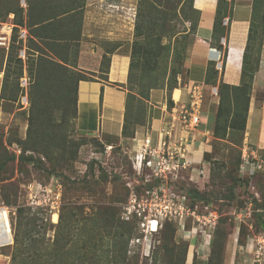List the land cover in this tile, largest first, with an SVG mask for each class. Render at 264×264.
Masks as SVG:
<instances>
[{
  "label": "rangeland",
  "instance_id": "1",
  "mask_svg": "<svg viewBox=\"0 0 264 264\" xmlns=\"http://www.w3.org/2000/svg\"><path fill=\"white\" fill-rule=\"evenodd\" d=\"M89 2L0 0V207L9 210L13 235L0 264H264V151L251 157L242 129L264 0H255L245 85L228 89L213 75L219 100L205 103L207 149L175 182L135 168L133 139L150 121V88L186 83L199 19L193 0H129L127 33L113 41L84 34ZM121 45L130 56L125 138L84 134L77 89L93 74L80 65L82 49L102 50L105 73ZM257 98L264 103V88ZM150 190L158 192L154 201ZM151 219L159 223L154 232Z\"/></svg>",
  "mask_w": 264,
  "mask_h": 264
},
{
  "label": "crops",
  "instance_id": "2",
  "mask_svg": "<svg viewBox=\"0 0 264 264\" xmlns=\"http://www.w3.org/2000/svg\"><path fill=\"white\" fill-rule=\"evenodd\" d=\"M107 1L120 7L129 5V0ZM254 2L255 0H193V8L199 13V19L187 52L186 83L170 90H151L148 100L151 107L150 121L146 127L138 126L135 129L133 144L136 152L146 139L156 147L159 135L163 130H170L172 125L175 126L176 135L180 134L179 119L183 107L189 102V86L202 84L205 103L208 96L213 103H217L219 97L213 95L211 90L218 87L213 85V79L211 83L208 81L212 70L218 71L219 82L227 86L240 87L243 84L245 57L249 47L255 42V34L252 33L253 22L257 23ZM102 3L104 0H90L85 10L84 34L104 36L110 41L118 40L117 38L121 40L127 33L125 24L130 13L129 6L114 11L106 9ZM227 6L230 9L225 12L228 10ZM221 15V27L225 32L219 39L215 29ZM111 16L116 17V20L111 19ZM260 37L257 70L253 77L245 131V142L252 147L251 151L254 153L264 151V103L257 100V91L264 88V24ZM101 51L100 48L91 52L85 47L82 49L80 65L93 75L78 84L76 123L84 134L123 139L129 97L125 84L129 77L130 56L124 45L118 46L110 55L109 65L103 73L99 69ZM218 64H222V71L217 69ZM205 111L204 105L203 114ZM202 119L198 132L194 134L195 142L187 146L191 151L187 158L191 162L195 161V154L201 156L207 149L206 121Z\"/></svg>",
  "mask_w": 264,
  "mask_h": 264
},
{
  "label": "built area",
  "instance_id": "3",
  "mask_svg": "<svg viewBox=\"0 0 264 264\" xmlns=\"http://www.w3.org/2000/svg\"><path fill=\"white\" fill-rule=\"evenodd\" d=\"M227 21H225L226 24ZM217 69L222 71V64L217 65ZM202 84H193L188 87L189 102L187 106L182 109L180 117V134L176 135L174 131V125L170 127V130H163L159 135L157 146H153L150 140L146 139L145 143L141 146L139 151L136 152V163L139 164V168L135 165V168L140 172L144 167L151 168L153 171V177L159 179H168L169 177L174 179L175 182L180 178V174L188 169L193 162L189 161L187 154V146L195 142L194 134L198 132L201 125V119L203 115V108L205 105V95ZM212 94L217 96L218 89L212 88ZM153 146V147H152ZM248 148V147H247ZM245 148L244 152L247 151ZM248 154H244L246 157ZM251 157H256V153L251 151ZM249 163V161H247ZM256 164V162H254ZM163 191V190H162ZM149 195L152 196V201L157 197L158 192L150 190ZM155 196V197H154ZM183 201H187L188 197L183 196ZM181 202L178 206L181 211L189 209ZM166 206V205H165ZM161 209L164 206L160 207ZM169 208V206H167ZM192 215L195 216L193 213ZM215 212L210 213V218H216ZM153 220V219H151ZM151 220L149 222H151ZM156 220V219H155ZM197 220H200L198 218ZM13 244L12 228L9 232L0 231V249L8 247Z\"/></svg>",
  "mask_w": 264,
  "mask_h": 264
},
{
  "label": "trees",
  "instance_id": "4",
  "mask_svg": "<svg viewBox=\"0 0 264 264\" xmlns=\"http://www.w3.org/2000/svg\"><path fill=\"white\" fill-rule=\"evenodd\" d=\"M254 8H255V18H256V16H257V14H258V7H257V2H254ZM225 12H227V9L225 10ZM222 19H223V15H221V17L219 18V21L217 22V27H216V29H215V33H216V37L217 38H221L223 35H224V28H222L221 27V24H222ZM263 24H264V14H263ZM263 24H262V29H263ZM255 27H256V23L255 22H253V27H252V33H254V30H255ZM196 28V27H195ZM253 35V34H252ZM253 39H254V36H253ZM249 50H250V47H249ZM249 50L247 51V54L249 53ZM224 56H225V54H224ZM246 66H247V56L245 57V71H244V81H243V84L240 86V87H230V86H227V85H225V84H223L222 82H221V84H222V86L223 87H225V88H230V89H241L242 87H243V85H245V73H246ZM256 70H257V67H256ZM255 70V71H256ZM255 71H254V73H255ZM254 73H252L251 74V81L253 82V77H254ZM215 74V76L216 75H218V71L217 70H212L211 71V73H210V79L208 80L209 81V83H211L212 81V79L214 78V75ZM153 88H150V90H149V94H148V98H146L147 100H149V95H150V92H151V90H152ZM156 89V88H155ZM129 96V95H128ZM128 101H129V97H128ZM77 104V103H76ZM247 111H248V109H247ZM222 116V111H220L218 114H217V118H220ZM127 122H128V107H127V116H126V123H125V131H126V128H127ZM243 131L245 132L246 131V123H245V126H243ZM124 134H125V132H124ZM25 162H30V163H33L34 165H39L38 164V162H36L33 158H22ZM5 165H6V163H2L1 165H0V167L1 168H4L5 167ZM198 197V196H197ZM193 264H195V262L193 263Z\"/></svg>",
  "mask_w": 264,
  "mask_h": 264
},
{
  "label": "bare ground",
  "instance_id": "5",
  "mask_svg": "<svg viewBox=\"0 0 264 264\" xmlns=\"http://www.w3.org/2000/svg\"><path fill=\"white\" fill-rule=\"evenodd\" d=\"M226 47V46H225ZM177 94V93H176ZM140 146V145H139ZM137 168H139V164H137L135 162ZM9 210L4 208V207H0V231H6V232H9L10 229H11V221H10V217L9 216ZM57 220V215H54V221ZM158 222L156 220H152L150 223H149V231L150 232H154L156 231L157 229V226H158ZM1 258V256H0Z\"/></svg>",
  "mask_w": 264,
  "mask_h": 264
}]
</instances>
